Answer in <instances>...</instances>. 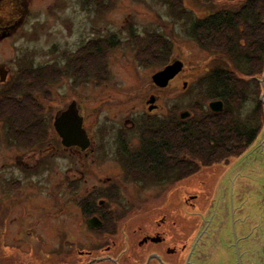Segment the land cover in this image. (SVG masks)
<instances>
[{
	"label": "rangeland",
	"instance_id": "374dc122",
	"mask_svg": "<svg viewBox=\"0 0 264 264\" xmlns=\"http://www.w3.org/2000/svg\"><path fill=\"white\" fill-rule=\"evenodd\" d=\"M241 1L182 0V3L193 16L202 18L213 10L237 6ZM7 8L16 21L8 40L0 41V63L9 69L8 80L17 75L22 64L33 68L56 65L57 79L51 85V80L41 82L46 84L48 93L36 95L48 126L47 140L39 146L42 149L22 150L8 145L5 128L0 123V264L70 263L69 257L54 252L57 244L54 228L72 223L69 213L76 211L71 206L57 215L50 212L55 208L51 190L66 184L65 176L71 171L86 174L85 188L96 185L99 177L124 183V206L129 208L135 198L142 200L140 211L131 214L137 225L149 216L165 213L170 221L176 222L171 234H178L183 226L184 238L192 242L206 223L204 231L209 234L198 249L202 253L200 264H215L258 137L240 155L202 166L177 182L149 181L146 187L150 188L140 190L135 189L137 183L128 182L130 177L125 180L121 175L118 154L121 132L126 133L130 149L138 144L143 117H177L182 110L192 113L200 102L208 109L210 100L201 98L198 80L213 65L228 60L201 48L187 34L183 20L171 14L164 0H10ZM148 32L161 34L171 42L169 62L179 59L184 63L182 71L163 88L155 86L151 76L165 62H145L144 54L138 52L135 44V35L144 38ZM94 39H103L107 46V39L115 42L103 56L97 57V62L88 59L91 61L88 72L80 69L78 63L77 69L71 66L68 60L80 61L89 47L88 41ZM102 73V81L97 82ZM260 93L248 94L238 113L240 119L251 116ZM151 94L155 95L158 107L149 111L147 99ZM71 100L78 103L89 133L91 144L84 152L54 144L53 114ZM262 110L264 119V103ZM189 194L196 195L191 200L193 205L182 203L181 197ZM34 223L36 227L29 229ZM93 242L95 239H89L90 244ZM72 259V264L83 261L77 255H72Z\"/></svg>",
	"mask_w": 264,
	"mask_h": 264
},
{
	"label": "trees",
	"instance_id": "16d2710c",
	"mask_svg": "<svg viewBox=\"0 0 264 264\" xmlns=\"http://www.w3.org/2000/svg\"><path fill=\"white\" fill-rule=\"evenodd\" d=\"M167 1L172 15L182 19L186 32L197 40L199 46L224 57L228 63L213 65L205 76L198 80L202 99H221L224 107L220 112L205 109L198 103L190 116L143 117L141 119L140 141L134 149L122 150L129 153L127 162L130 175L136 182L172 183L183 180L196 173L200 167L209 166L229 157L240 155L258 137L263 126V102L256 101L251 116L240 119L238 113L248 94L260 93L259 76L264 72V0H242L234 7L216 9L202 18L186 10L182 0ZM100 5V3H98ZM137 39L138 52L144 54L147 63H169L172 44L161 34L148 32L144 38ZM103 39L88 41L83 56L69 59L70 65L88 72L90 58L97 62L106 48L115 40ZM137 52V54H138ZM171 62V61H170ZM86 64H88L86 66ZM93 65V64H91ZM56 65L33 68L22 64L10 84L0 91V116L9 123L10 128L18 123L34 122L40 116V134L44 138L46 127L43 108L36 95L48 93L46 84L56 81ZM104 74H99L97 82ZM33 134L26 133V145L33 140ZM123 142V141H122ZM121 142V143H122ZM124 146L126 144H123Z\"/></svg>",
	"mask_w": 264,
	"mask_h": 264
},
{
	"label": "flooded vegetation",
	"instance_id": "af4514ba",
	"mask_svg": "<svg viewBox=\"0 0 264 264\" xmlns=\"http://www.w3.org/2000/svg\"><path fill=\"white\" fill-rule=\"evenodd\" d=\"M9 2L10 0H0V41L8 40L16 22L14 17L12 18V14L8 12ZM8 74L7 65L0 63L1 90L11 82V80H8ZM39 114V112L36 114V121L27 123L28 126L23 121L18 123L19 126L12 128H10V123L3 116H0V123L5 128L4 135L7 138V144L22 150L42 149L39 146L45 144L47 139H45V136L42 139L37 138L41 126ZM51 121L56 141L54 144L81 151L79 146L76 145L64 146L53 127V119ZM43 125L46 127L44 135H47V123ZM83 127L85 128L84 125ZM85 130L89 136L86 128ZM26 133L33 134L31 137L33 140L29 145H26L25 137H23ZM124 133H120V143L123 142L118 154L122 162L121 175L126 177L125 180L130 177L128 182L137 183L135 189L150 188L146 187V184L133 180L128 168L123 167L124 162H127V166H129L130 154L124 153L122 150L124 147L129 150L131 145L130 142L128 143L126 133L125 135ZM37 140H40V142H37ZM99 156L104 157L102 149ZM37 159L39 160V158ZM82 172L71 171V173H67L65 176L66 184L54 186L57 190H51V196L55 198L53 200L55 208L50 212L52 215H57L61 210L65 212L71 206L76 211L69 213L72 223L67 225L62 223L59 227L54 228V234L57 238L54 252L60 253L64 258L69 257V264H72V255H77L83 259L81 263L75 264H200L202 253L198 249L205 243L209 234L204 231L206 223L197 231L192 242L184 238L183 226L179 229L180 232L177 226L178 234H171V229L174 228L176 222L170 221L165 213H161L157 217L149 216L150 218L148 217L137 225L135 219H133L134 216L131 214L136 213V210L140 211L142 200L135 198V201H132L129 208H127L123 203L125 199L122 200V190L126 189L124 183L121 185L114 182L112 178L102 180L99 177L96 185H93L92 188H85L83 181H85L86 174ZM58 188L61 189L58 190ZM164 188L165 186L162 187V189ZM194 198H196L195 194H189L188 196H182L181 200L184 204L193 205L191 200ZM165 202L166 199L161 206ZM35 222L38 224V220ZM36 223L30 225L29 229H34ZM27 234L30 233L27 232ZM91 238L95 239L93 244L89 243ZM236 258L237 264H242L240 253L239 256L236 254Z\"/></svg>",
	"mask_w": 264,
	"mask_h": 264
},
{
	"label": "water",
	"instance_id": "95a60500",
	"mask_svg": "<svg viewBox=\"0 0 264 264\" xmlns=\"http://www.w3.org/2000/svg\"><path fill=\"white\" fill-rule=\"evenodd\" d=\"M183 66L184 63L181 60L173 59L155 71L151 80L157 87H166L169 81L182 71ZM259 81L262 88L259 99L264 103V72ZM185 84L184 82L183 85ZM155 101V95L151 94L147 99L149 111L158 107ZM207 106L212 112H220L224 103L221 99H213L208 102ZM190 114L189 110H182L178 116L186 119ZM52 119L53 127L64 146L76 145L81 151L88 148L90 138L83 127V117L76 100H71L56 111ZM239 253L242 264H264V123L215 264H237L236 254L239 256Z\"/></svg>",
	"mask_w": 264,
	"mask_h": 264
},
{
	"label": "bare ground",
	"instance_id": "6f19581e",
	"mask_svg": "<svg viewBox=\"0 0 264 264\" xmlns=\"http://www.w3.org/2000/svg\"><path fill=\"white\" fill-rule=\"evenodd\" d=\"M208 107V106H207Z\"/></svg>",
	"mask_w": 264,
	"mask_h": 264
}]
</instances>
